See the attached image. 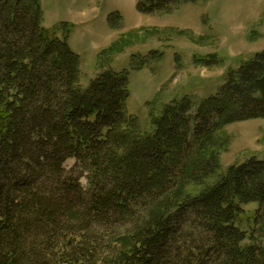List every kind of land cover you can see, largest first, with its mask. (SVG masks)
<instances>
[{
    "label": "trees",
    "instance_id": "obj_1",
    "mask_svg": "<svg viewBox=\"0 0 264 264\" xmlns=\"http://www.w3.org/2000/svg\"><path fill=\"white\" fill-rule=\"evenodd\" d=\"M42 22L41 0H0V264H264V160L222 172L217 134L264 117V49L196 107L174 98L145 128L127 108L128 72L82 85L73 24Z\"/></svg>",
    "mask_w": 264,
    "mask_h": 264
},
{
    "label": "rangeland",
    "instance_id": "obj_2",
    "mask_svg": "<svg viewBox=\"0 0 264 264\" xmlns=\"http://www.w3.org/2000/svg\"><path fill=\"white\" fill-rule=\"evenodd\" d=\"M135 4L41 0L42 25L73 24L70 47L80 57L82 85L108 68L127 71V108L145 128L150 113L159 114L174 98L189 96L196 107L230 71L264 49V0H199L153 13H141ZM113 11L121 16L117 26L108 20ZM212 56L216 60L209 64L199 60ZM217 134L226 141L219 154L222 172L250 156L264 160V117L226 124ZM74 164L69 158L63 168ZM80 183L85 186L86 179L81 177ZM254 208L246 206L250 212Z\"/></svg>",
    "mask_w": 264,
    "mask_h": 264
},
{
    "label": "crops",
    "instance_id": "obj_3",
    "mask_svg": "<svg viewBox=\"0 0 264 264\" xmlns=\"http://www.w3.org/2000/svg\"><path fill=\"white\" fill-rule=\"evenodd\" d=\"M69 46H70V39L68 40Z\"/></svg>",
    "mask_w": 264,
    "mask_h": 264
}]
</instances>
